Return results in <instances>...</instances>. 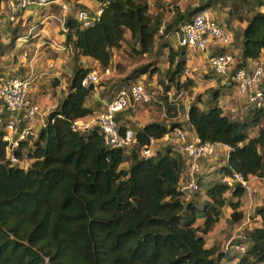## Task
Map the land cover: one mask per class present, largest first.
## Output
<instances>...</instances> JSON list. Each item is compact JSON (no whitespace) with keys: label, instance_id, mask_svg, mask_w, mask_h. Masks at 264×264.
I'll list each match as a JSON object with an SVG mask.
<instances>
[{"label":"trees","instance_id":"trees-1","mask_svg":"<svg viewBox=\"0 0 264 264\" xmlns=\"http://www.w3.org/2000/svg\"><path fill=\"white\" fill-rule=\"evenodd\" d=\"M6 1L0 0V15L5 13ZM229 3L234 11L231 17L211 11ZM150 6L148 0H99L87 28L72 17L66 20V44L71 46L75 66L70 87L36 139L32 131L29 141L21 142L13 153L20 161H31V166L12 165L7 158L9 145L0 140V264H264V205L255 211L259 225L239 234L247 238L245 252L230 253V257L223 249L225 243L207 247L206 240L224 218L227 206L233 210L231 225L244 219L240 209L245 190L224 186L221 177L237 172L247 179H264V129L251 133L264 118V110L253 108L247 98L249 109L248 114H240L243 119L224 113L216 89L207 90L213 103L205 110L197 103L190 107L189 124L199 139L230 150L225 164L215 162L219 177L206 180L211 173L201 169L207 158L198 160L200 189L187 198L182 183L189 159L177 144L160 153L155 147L149 157L142 155L152 140L159 145L181 128L174 118L169 124L154 121L134 130L130 156L125 154L127 149L107 147L97 130L78 133L71 128L73 121L95 113L89 104L96 86L82 87L91 69L81 64V58L97 62L104 70L110 68L113 51L123 46L127 36L140 54L154 55L156 44L158 55L169 49L166 77L177 84L187 69V51L174 50L165 36L180 32L183 24H191L201 12L209 13L213 22L233 36L232 15L240 11L251 15L238 36V53L226 47L213 54L233 56L236 67L230 70V80L237 71L252 72L249 64L257 63L264 52V0H199L185 11L177 9L175 19L166 25L151 17ZM101 8L103 12L96 14ZM160 30H164L162 35ZM16 41L13 35L11 43L4 44L0 32V61L13 53ZM148 69H135L123 81L128 85L116 86L125 89L134 77L162 71ZM127 129L132 128L123 125L120 132ZM127 159L130 167L121 169Z\"/></svg>","mask_w":264,"mask_h":264},{"label":"built area","instance_id":"built-area-1","mask_svg":"<svg viewBox=\"0 0 264 264\" xmlns=\"http://www.w3.org/2000/svg\"><path fill=\"white\" fill-rule=\"evenodd\" d=\"M56 2L57 0H11L8 15L16 16L18 13L25 12L33 7H44ZM102 7L104 6L102 5ZM102 12L103 8L99 9L96 14L100 15ZM77 20L81 26L87 28L92 23L93 15L86 9L81 8L78 10ZM178 35L183 38L180 45L195 52L206 51L211 41L218 40L229 43V39L233 37L213 22L207 12L197 14L191 24H183ZM209 60L212 71L218 77L225 78L231 73L230 70L234 61L232 55H212ZM110 73L111 69L107 68L102 76ZM102 76L99 71L92 70L82 80L81 85L83 88L97 85ZM263 77V66H258L250 73L243 70L237 71L233 78L239 93L259 110H264ZM30 92V80L6 75L0 77V140L7 142L9 145L7 158L12 165L21 166L24 162L18 160L13 153L19 148L21 142L29 141L33 124L41 115V107L31 98ZM151 101L152 96L145 85L133 84L129 89L119 90L99 115L77 119L72 122L71 128L78 133H88L99 128L98 132L104 138L107 147L113 149L130 148L135 143V133L131 129L121 133L116 116L122 111L139 104H148ZM174 134L177 138L178 151L184 153L189 159L187 178L182 183V190L189 196L200 189V185L196 181V172L200 171L198 160L213 155L218 148V144L203 142L196 137L189 138L181 129L175 130ZM153 142L152 140L151 145ZM142 154L149 157L153 154V151L148 147ZM220 182L229 188L238 186L249 192L254 191L250 179L237 172L223 175ZM240 238L241 240L238 243H231L230 249L235 253H243L246 250L247 238L245 236Z\"/></svg>","mask_w":264,"mask_h":264},{"label":"rangeland","instance_id":"rangeland-1","mask_svg":"<svg viewBox=\"0 0 264 264\" xmlns=\"http://www.w3.org/2000/svg\"><path fill=\"white\" fill-rule=\"evenodd\" d=\"M148 1L151 5L150 6L151 17L153 19H156V18L160 19L162 21V25L169 24L170 22H172L175 19V16H176L175 14L177 13V9L185 11L188 7H192L193 5H197L199 3V0H148ZM55 4H57V5L51 4V5L44 6V7H37V8L32 9V10L29 9V11H27V12L30 14L27 16H43V17L54 16L53 19H51V21L53 20V22H50L51 25L53 24V26H51V28L55 29L56 31H58V29H59L58 35L61 36L64 34L66 37V33L63 31V29H65L64 20H67L68 19L67 16H70L71 14H73L74 16H77L79 5L75 4V7H73V9H72L71 6H68L66 3L58 2ZM3 9H4L5 13H4V15H0V16H10V15H8L9 3L5 2L3 5ZM211 11L213 13H215L216 16H219V17L222 16L223 18H228V16H230V13L234 12L232 9L231 3H229L228 5H218L215 9H213ZM27 12H26V14H27ZM24 13L20 12L16 16H23ZM73 15H71V16H73ZM61 16H63V19L59 18ZM232 16H234V18H235V19H233V21H234L233 25H234V29H235V32L237 34V37L233 36L231 39H229V43H224L225 41L220 42L218 40L211 41L213 43H216V47L218 50H224L227 48H228V50H231L230 49L232 46L231 43L234 44L235 50H238V45H239V43H238L239 37L238 36H240V33L242 32V30L246 27L247 21L251 15H249L245 11H240V12H237V14L234 13ZM237 16H241L243 18V21L239 20L237 18ZM11 17L14 18L15 16H11ZM1 25H3V27L5 26L4 24H1ZM44 25H47V24L39 22L37 24L34 23V25L32 27L27 24L25 28L21 27V29H19L20 36L28 37L27 40L32 41L33 39L30 40L29 36L31 38V36H32L31 34H35L36 31L39 29V27H42ZM3 27L0 26V32L3 29ZM29 29H30V31H32V33H29L30 32V31H28ZM163 31L164 30H160L159 34L162 35ZM66 32H68V31H66ZM6 37L7 36H4L3 32H2L1 38H4V40H5L4 42L7 43L6 45H8L9 39H7ZM165 37H166L165 39H167V41H169V43L172 45V48L174 50H177L180 47L183 48L180 45L181 40L183 38H181V36H179L178 33H174L173 35H169V36H165ZM60 40L62 41L63 39L60 38ZM65 45H66V38H65ZM63 46H64V43H63ZM134 46H135V44L131 40L130 36H127V40H125L123 46L120 49L113 51V64H112V67H110V68H112V70H111V73L108 75L102 76L104 69H102L101 67H96L95 69H93V68H91L92 67L91 65H88L91 70L99 71L101 76H102L101 81L97 85H95L96 86L95 88H97V90H98L97 92H98L99 97L102 96V97H106L108 100H111L116 95V93L119 91V89H118L119 87L116 86L118 83H121L123 87L128 85V83H124L123 81L127 77H129V75L135 69H139L141 67H147L148 66L149 71L157 70L159 68L162 71L154 73L153 75L141 74L140 76H137V77H134L131 79V83H140L142 85H145L147 88V91L152 96V101L150 103L139 104V105H136L133 108H131V109H133L134 114L139 116V118L141 115H145V113H148V115H146L145 118L143 117L144 119H142V122L146 123V121H148V123L149 122L151 123L154 121H158L161 123L169 124L172 122L171 119H173V118H174L173 122L185 121L187 119V116L189 119L188 113L190 110V108L188 110L187 100L192 98V97H194V102H197V100H200L202 103L205 102V105H209V104H211V102L213 103L212 96H208V95L206 96L205 94L209 92V95H210L211 92L207 91L208 89L214 90V88L212 89V87H210L211 83L222 82V81H217V79H219V78H217L218 76L215 75L214 72L212 71L211 66H210V60H209V66H208L210 68L209 73H205V74L203 73V74H201V76H197V72L191 73V72H189V68H188V71L186 69L185 73L180 78V81H179L180 83L177 84V83H173V82L169 81V78L166 77V71L169 67L168 57H167V55L169 53V49H166V50L164 49L165 51L163 50L164 52L161 55H158L160 49H158V45L156 44L155 48H153L154 55L150 56L151 54H148V53H144V54L138 53L137 50H139V48L138 49L136 48L137 50H134L133 49ZM183 49H186V48H183ZM187 49H189V48L187 47ZM187 49H186V51L191 50L190 52L195 53V55L200 54V52L196 53L192 49H189V50H187ZM64 52H66V51H64ZM216 52H219V51H216ZM71 56H72V53H70V58H72ZM20 57H22V55L17 52L16 61L19 60ZM5 58L9 59L10 57H5ZM58 58H59V56H57L56 59H54V58H52V59L55 61V60H58ZM59 59H61V58H59ZM260 65H258V66H260ZM234 66H235V63L231 66L232 72H233L234 68L236 67V66L235 67ZM5 71L6 70L3 68V69H1L0 72L3 73ZM73 71H74V69H73ZM2 73H0V77L3 76ZM206 74L209 77H207ZM211 75H212V77H211ZM230 77H231V74H230L229 78ZM70 84H71V82H70V79L68 78L67 86L65 87L66 89L63 90L62 92L68 91ZM58 85H60V82L58 83ZM129 88H130V86L125 88V89H129ZM216 88H217V84H216ZM221 92H222L221 89H218V97L220 95H222L220 98L221 99L220 101L223 102V101H225L223 96L226 94L221 93ZM220 101L218 102V104L221 103ZM232 104L233 103L231 101H229L228 107ZM192 105H193V102L190 103V107ZM104 108L100 111H97L96 114H94L93 116L99 115V113L102 112L104 110ZM226 111H227V115H229V117H231L232 119H237V118L243 119V117H241V115L237 116L238 112H236V111H234V112L231 110H226ZM246 114H248V112ZM116 118H117V116H116ZM245 118H246V116L244 117V119ZM140 122L141 121H139V120H135L133 125L136 124V126H137V124H140ZM130 123H131V121H130ZM121 126L119 125L120 128H121ZM262 129H264V118L259 123V126H254L253 128H251V133L258 134L259 131ZM186 134L188 135L189 138H194V137L199 138L198 136H191V134L189 132ZM173 137L176 138L175 134H173L171 137L174 140ZM157 143L158 142L154 143V148L156 147L155 145H157ZM133 148H134V146L125 150L126 156L131 155L132 151L134 150ZM226 153H228V151ZM262 153H264V151H262ZM206 160H215V162H217V160H219L220 162H223L225 160V153H223L221 151L218 152V150H215V153L211 156H208ZM31 164H32L31 161L25 160L21 166H24V168H28L29 166H31ZM130 165H131V160L127 159V161L121 166V169L127 170L130 167ZM262 185L264 186V182L262 183ZM253 190L254 191L250 192L251 193L250 202L249 203L247 202L249 206L240 209V211H242L246 215V218H245L246 224H243L242 221L240 223H237L238 226H242V227L241 228L240 227L235 228L234 230H232V234H230L228 232L229 231L228 227L230 226V221L228 220L225 223L226 226L225 225L222 226L221 230L216 232V235H219V236H221V238L225 239V244H224L223 249L227 252V254H229L230 257H232L231 256L232 254H230L228 252L231 251L230 246H231L232 241H234L238 237H241V235H239V234L244 235V233H246V231H248L250 229L251 224L257 220L256 214H255L256 210H254V209L258 205H260V202H258V203H256V201L254 202V197H257L256 196L257 190L254 187H253ZM200 193L202 195H204L205 191L202 189ZM187 197L188 196H186V198ZM193 197L194 196L189 197L188 200L190 201ZM262 202H264V198H263ZM244 205L245 204L242 202V206H244ZM220 231H222V232L220 233ZM229 234H230V237H228ZM225 262H227V261H225Z\"/></svg>","mask_w":264,"mask_h":264},{"label":"crops","instance_id":"crops-1","mask_svg":"<svg viewBox=\"0 0 264 264\" xmlns=\"http://www.w3.org/2000/svg\"><path fill=\"white\" fill-rule=\"evenodd\" d=\"M10 1L11 0H8L6 2L10 3ZM58 2L66 3L68 6H71L72 9L73 7H75V4H78L79 9L81 8L87 9L88 11H90V13H95L99 5V0H94V1L93 0H58L56 3ZM52 5H57V4L54 3ZM35 8L37 7H33L30 10ZM27 11H25V13L23 12L24 13L23 16H15L14 18H12L11 16H4L0 19V26L3 27V25L1 24L5 25L3 29L1 28L2 29L1 33L3 32V35L7 36L6 38L9 39L8 42L11 43L13 35L17 36V41L15 42L13 53L7 54L1 58L0 68L1 69L4 68L6 71L3 72L4 74L2 72L0 73H2V75H6V76L12 75L17 78L28 79L31 81L30 96L41 107V115L33 124V132L35 134L34 136L36 139V137L39 134V131L46 125L48 114H50V112L54 108H56V106L58 105V101L63 99V97L66 95L67 91L66 92H62V91L66 89L65 87L67 86L68 78L70 79L71 82L72 76L74 74L73 69L75 66L73 62V57L71 56L72 58H70L71 51L69 49L71 48V46L67 44L65 45V35L63 34L60 36L58 35L59 29L58 31H56L55 29L51 28L53 24L51 25L50 22H53V20L51 21V19H53L54 16H45V17L27 16L30 14ZM71 15L67 16V18L72 17L74 19H77V16L74 15L71 16ZM212 17L214 18V16ZM59 18L63 19V16ZM39 22L46 23L47 25L39 27V29L36 31L35 34H31L32 35L31 38L29 36L30 40L33 39L32 41H28L27 40L28 37L20 36L19 29H21V27L25 28L27 24L32 27L34 23L37 24ZM64 22L66 23V20H64ZM65 29H63V31L66 33L67 29L66 30ZM28 31H30V29ZM29 33H32V31H30ZM4 38H2L3 42L5 41ZM60 38L63 39L62 40L63 42L60 40ZM4 44L7 43L4 42ZM230 49H231L230 51L237 53V50H235V47L233 45L231 46ZM217 50L218 49L216 47V43L211 42L206 51L202 53L200 52L201 55L200 54L195 55V53L190 52L191 50L187 51L186 54L187 71L189 68V72L191 73L197 72V76H201V74L203 73L204 74L209 73L210 72V68L208 67L209 58ZM17 52L20 53L22 57H20L19 60L16 61ZM57 56H59V58L61 59L58 58V60L54 61L52 58L56 59ZM5 57H10V58L7 59ZM81 63L83 64V66L88 68H89L88 65H91L92 66L91 68L93 69H95L96 67H100V65L97 62H93L88 58H81ZM259 63H264V52L262 54L261 59H259L257 63L254 64L253 62L249 64V68L254 69L255 66ZM206 76L209 77L207 74ZM217 81H222V82H213L210 84V87L216 89L217 91L218 89H221L222 91L221 93L226 94L223 96L225 101L223 102L220 101L221 102L220 105L223 107L224 113L227 115L226 110H231L233 112L234 111L238 112L237 116H239L240 114L247 112L249 109L247 107L248 106L247 101L240 94H238L234 83L232 84L228 79H217ZM59 82L60 85H58ZM216 84H217V88H216ZM97 91H98L97 88H95V92L93 93L91 103L89 104L95 110L94 114H96L97 111L102 110L110 101L106 97H102V96L99 97ZM205 95L207 96V93ZM229 101H231L233 104L228 107ZM187 102H188V110L190 108V103L192 102L193 104L197 103V105L202 110H205L207 108L205 102L202 103L201 101L198 100L197 102H194V97L188 99ZM146 115H148V113H145V115H141L139 118V116L134 114L133 109L130 108L129 110H125L117 114L116 120L120 126L125 125L127 128H132L133 130L136 131L138 128H142L146 125V123H148V121H146V123L142 122V119H144ZM135 120L141 121L140 124H137V126L136 124L133 125ZM130 121L132 124L130 123ZM179 122L178 123L181 124V128L187 130L191 134V136H197L195 130L189 124L188 116L185 121H179ZM174 143L175 141L172 138L166 137L160 142L159 145L158 144L157 146L155 145L157 147L156 150L159 151L158 153L164 152L167 146L173 145ZM217 150L218 152L221 151L225 153V160L222 162L223 164H225L227 162L226 152L228 151V147L223 145H218ZM218 166L219 165H216L215 160H206L205 162H203L202 172L205 174L211 173L210 176H212V177L208 176L206 180L212 179L214 177H219L220 174L214 172V170ZM206 180L204 181V183L207 182ZM250 181H251V185L257 190L256 192L257 197H254V202L255 201L256 203L260 202V205H258L254 209L256 210L258 207L264 205V202H262L264 198V186L262 185L264 179L255 177V178H251ZM250 196L251 193L245 191L244 195L241 198L242 202L245 205L241 206V208L249 206L248 203L250 202ZM233 200L238 201L236 198H234ZM232 213H233L232 208L230 206H227L225 208L224 218H222L220 222L216 225L214 231H212L206 236L207 247H212L217 243H221L222 245L225 243V239L221 238V236L219 235H216V232L221 230L222 226L225 225L226 221L228 220L230 221ZM245 218L246 215L244 214V219L242 220L243 224H246ZM201 222L202 221H199V223ZM258 225L259 222L257 219L255 222L251 224L250 229ZM237 227L241 228L242 226H238L237 224L231 225L230 222V226L228 227L229 229L228 232L232 234V230H234ZM221 232L222 231H220V233ZM230 234L228 235V237H230ZM225 261L227 260H224L223 262Z\"/></svg>","mask_w":264,"mask_h":264},{"label":"clouds","instance_id":"clouds-1","mask_svg":"<svg viewBox=\"0 0 264 264\" xmlns=\"http://www.w3.org/2000/svg\"><path fill=\"white\" fill-rule=\"evenodd\" d=\"M263 54V53H262ZM262 57V56H261ZM261 59V58H260ZM261 64V65H260ZM258 65H260V66H263V69H264V63H259V64H257L256 66H255V69L257 68V66ZM111 69V68H110ZM255 69H253V71L255 70ZM92 71V70H91ZM252 71V72H253ZM90 72V71H89ZM88 72V73H89ZM231 74V73H230ZM230 74L228 75V77H217V78H219V79H229V81L233 84L234 82H233V79L232 80H230V78H229V76H230ZM234 78V77H233ZM263 81H264V77H263ZM133 84H136V83H132V85ZM263 84H264V82H263ZM234 85H235V83H234ZM236 86V85H235ZM263 88V87H262ZM237 89V88H236ZM263 91H264V89H263ZM237 92H238V90H237ZM238 94H239V92H238ZM243 98H245L246 99V97H244V96H242ZM253 108H255V107H253ZM256 109V108H255ZM178 129H181V128H177L176 130H178ZM128 130V129H127ZM131 130H133V129H131ZM181 130H183L185 133H188V131L187 130H185L184 128L183 129H181ZM134 131V130H133ZM174 132H175V130H174ZM135 133V132H134ZM174 134V133H173ZM172 134V135H173ZM172 135H171V137H172ZM167 137H169V138H171L170 136H167ZM174 138V137H173ZM174 140H175V144H177V141H176V138H174ZM218 145H220V144H218ZM151 146V145H150ZM150 146H148L152 151H153V149H154V144L150 147ZM148 147H145L144 148V150L145 149H147ZM128 149V148H127ZM143 150V151H144ZM230 150V148L228 147V151ZM143 155V154H142ZM144 156V155H143ZM229 156V154L227 153V157ZM251 178H255V177H250L249 179H251ZM257 178V177H256ZM225 186V185H224ZM236 187H238V186H236ZM236 187H234V188H230V189H235ZM229 188V187H228ZM241 188V187H240ZM243 189V188H242ZM243 190H245V191H247L246 189H243ZM249 192V191H248ZM228 253H233L234 255L236 254L235 252H233L232 250L230 251V252H228Z\"/></svg>","mask_w":264,"mask_h":264},{"label":"water","instance_id":"water-1","mask_svg":"<svg viewBox=\"0 0 264 264\" xmlns=\"http://www.w3.org/2000/svg\"><path fill=\"white\" fill-rule=\"evenodd\" d=\"M97 131L99 130V128L96 129Z\"/></svg>","mask_w":264,"mask_h":264}]
</instances>
